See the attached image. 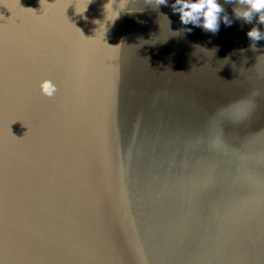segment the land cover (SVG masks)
Instances as JSON below:
<instances>
[{
  "label": "water",
  "instance_id": "1",
  "mask_svg": "<svg viewBox=\"0 0 264 264\" xmlns=\"http://www.w3.org/2000/svg\"><path fill=\"white\" fill-rule=\"evenodd\" d=\"M174 3L0 0V264H264V23Z\"/></svg>",
  "mask_w": 264,
  "mask_h": 264
},
{
  "label": "clouds",
  "instance_id": "2",
  "mask_svg": "<svg viewBox=\"0 0 264 264\" xmlns=\"http://www.w3.org/2000/svg\"><path fill=\"white\" fill-rule=\"evenodd\" d=\"M153 0H145L146 5H151ZM157 7L167 5L168 0H155ZM232 3L233 0H226ZM242 7L234 9L235 16L246 22H251L255 15L259 16V23H264V0H237ZM174 13L180 14V20L184 25L192 24L202 26L205 31L216 33L219 29L221 13L224 12L219 0H175L172 5ZM226 26H231L232 20L227 15L223 17ZM247 35L253 41L264 39V34L253 27ZM255 45V44H254ZM42 95L53 98L58 92V85L50 78H45L39 83Z\"/></svg>",
  "mask_w": 264,
  "mask_h": 264
}]
</instances>
